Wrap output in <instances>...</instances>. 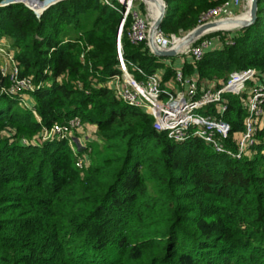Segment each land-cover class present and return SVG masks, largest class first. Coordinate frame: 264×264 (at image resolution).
Segmentation results:
<instances>
[{
  "label": "trees",
  "instance_id": "16d2710c",
  "mask_svg": "<svg viewBox=\"0 0 264 264\" xmlns=\"http://www.w3.org/2000/svg\"><path fill=\"white\" fill-rule=\"evenodd\" d=\"M7 1L0 39L12 41L19 76L35 90L0 96V264H264V128L240 160L198 139L178 144L107 86L119 73L117 12L100 0H68L38 18ZM224 1L166 0L162 30L184 36ZM127 28L124 59L157 72L168 59L132 45ZM215 36L222 48L185 64L186 73L217 88L234 72L264 73V0L255 24ZM9 86L0 73V89ZM224 98L235 137L247 118L244 99ZM76 117L97 129L80 150L90 159L83 168L69 140L41 138Z\"/></svg>",
  "mask_w": 264,
  "mask_h": 264
},
{
  "label": "built area",
  "instance_id": "2783aa9c",
  "mask_svg": "<svg viewBox=\"0 0 264 264\" xmlns=\"http://www.w3.org/2000/svg\"><path fill=\"white\" fill-rule=\"evenodd\" d=\"M46 1L48 6H55L68 0ZM100 1L121 16L117 36L119 73L111 76L107 83V86L114 91L120 100L130 107L149 113L155 120V130L166 133L169 139L178 144L198 139L215 153L227 155L237 160L246 156L258 144V134L264 128V73L254 69L234 72L230 74L225 84L217 88L216 82H211L209 86H206L200 83L198 75H188L183 69H178L174 77V84L177 89L169 92L163 88L160 74L156 72L146 74L138 65L127 62L123 53L122 37L126 27H128L127 38L132 45L138 46L146 43L149 47V34L153 23L152 15L154 14L153 4L155 3L148 0H138L139 5L135 4V0ZM165 2L166 0H162V4ZM232 3L239 6L241 0H225L223 4L202 13L198 27L222 22L228 18L240 17L223 16ZM140 5L145 7V11L139 8ZM156 7L158 8L157 5ZM36 14L38 18L42 16L41 13ZM222 32L235 31L216 30L209 32L187 47L181 56L188 57L194 62L202 61L205 54L215 48L217 42H222L220 37L210 36ZM186 35H167L161 28L156 35V44L160 50H171ZM233 44V41L226 43V45ZM0 56L6 59L10 67L8 70L7 66L0 61L1 76L7 77L10 81L9 87L0 89V96L18 97L23 96L25 92L34 91L33 79L19 76L14 52L10 49L7 51L2 42H0ZM132 71L137 72L140 78H137ZM250 82H253V85L248 86L247 84ZM226 94L243 98V106L247 111L244 129L235 137L232 134V125L224 121L222 117L229 110L228 102L224 98ZM210 106L216 107L217 112L221 115L220 118L196 113ZM84 127L88 126H84L81 119L76 117L66 125L55 124L50 130L45 129L41 138L44 142L56 138L69 139L70 142L74 140L77 144L81 138H78L79 136L73 138L72 135L75 136ZM231 140L233 142L230 144ZM86 144L87 142L81 144V149L86 148ZM81 149L75 147L74 153L78 155ZM84 154L88 155L87 152H84L78 158L77 166L79 168L89 166L86 165L88 160L83 159Z\"/></svg>",
  "mask_w": 264,
  "mask_h": 264
},
{
  "label": "water",
  "instance_id": "95a60500",
  "mask_svg": "<svg viewBox=\"0 0 264 264\" xmlns=\"http://www.w3.org/2000/svg\"><path fill=\"white\" fill-rule=\"evenodd\" d=\"M155 2L158 8L161 10L160 17L153 21L152 27L149 34V47L151 50V53L159 58H175L181 55V53L190 45L194 44L198 39L203 37L209 32H213L216 30H225V31H239L243 28H247L249 26H252L256 23L258 19V12H259V0H249V18L239 19L237 18H228L222 22H217L213 24H207L200 27H196L194 30L189 32L185 37L182 38L181 42L174 47L171 50H160L159 47L156 44V35L157 32L162 28V25L164 21L167 18L168 15V4L165 2V4L159 3L157 0H148ZM14 3H23L28 8L33 10L35 13H41L43 14L46 10H48L51 5H47L46 0H8L5 2L2 6H7ZM42 6L41 10H38V6ZM228 27V28H227ZM230 27V28H229Z\"/></svg>",
  "mask_w": 264,
  "mask_h": 264
},
{
  "label": "crops",
  "instance_id": "0c3cea01",
  "mask_svg": "<svg viewBox=\"0 0 264 264\" xmlns=\"http://www.w3.org/2000/svg\"><path fill=\"white\" fill-rule=\"evenodd\" d=\"M248 10H249V0H241V3L239 6H236L235 4L232 3L228 7V9L226 10V12L224 13L223 16L224 17L240 16L239 18H244V17H246ZM221 48H222V42H220V43L217 42V45L215 46V48L213 50H217V49H221ZM213 50H211V51H213ZM208 52H210V51H208ZM191 61L192 60L190 58L183 57L181 55L178 57H175V58H170L168 60L162 61L163 67L158 69L156 73L160 74V76L162 78L163 88H165L167 90L171 89L173 91H176L177 86H175V84H174V76L167 78L168 70H173V72H176V70H178V69H183V71L186 73L185 68H184L186 66L185 64L190 63ZM186 74L198 75L197 71H193L192 73H186ZM211 82H214V81H204L203 84L206 86H209V84ZM217 82L218 81H216V85H218Z\"/></svg>",
  "mask_w": 264,
  "mask_h": 264
},
{
  "label": "rangeland",
  "instance_id": "374dc122",
  "mask_svg": "<svg viewBox=\"0 0 264 264\" xmlns=\"http://www.w3.org/2000/svg\"><path fill=\"white\" fill-rule=\"evenodd\" d=\"M135 4L136 5H139V1L138 0H135ZM141 6V5H140ZM139 8H141L143 11H145V7L144 6H141V7H139ZM150 21H152V20H150ZM76 34L77 33H74V38L76 37ZM0 42H2L4 45H5V47H6V49H7V51H8V49H10L11 50V45H12V41L11 40H8V39H6V38H3V39H0ZM0 61H2V63H3V65L5 64L6 66H7V68H8V70L10 69V67H9V63H7V61H6V59H3L1 56H0ZM1 63V64H2ZM248 86H251V85H253V82H250V83H248L247 84ZM168 91L169 92H173V90H171V89H168ZM224 97H226L227 99H229V100H233V99H235V100H239V98H241L240 96H237V95H231V94H227V95H225ZM165 100H167V99H165ZM208 110V108H204V109H202V110H200V111H197L196 113L197 114H199V115H205V112ZM75 132H77V131H75ZM79 133H76L75 134V136L74 135H72V137L74 138V137H76V136H79L78 138H81V140L79 141L78 140V142L79 143H75L74 142V140H72L71 142L70 141H68L69 142V145H70V148L73 150V152H74V148L75 147H77L78 149H81V144H84L85 142H89V140H97L96 139V137H95V135H96V133H97V129L96 128H94V127H92V126H89V127H84L83 129H81L80 131H78ZM74 134V133H73ZM239 136H240V134H239ZM238 136V137H239ZM67 140H69V139H67ZM75 140H77V139H75ZM84 152H81L80 154H83ZM83 159L84 160H88V162L86 161V165H90V160H89V156L88 155H86V154H84L83 155ZM88 167V166H87Z\"/></svg>",
  "mask_w": 264,
  "mask_h": 264
},
{
  "label": "bare ground",
  "instance_id": "6f19581e",
  "mask_svg": "<svg viewBox=\"0 0 264 264\" xmlns=\"http://www.w3.org/2000/svg\"><path fill=\"white\" fill-rule=\"evenodd\" d=\"M158 2L159 3H162V0H158ZM153 3H155V2H153ZM156 4V3H155ZM155 4H153V6H154V14L152 15V20L153 21H156L159 17H160V15H161V10H160V8H157L156 7V5ZM42 7V6H41ZM249 11V10H248ZM249 18V14L247 13V15H246V17H244V18H239V19H244V20H246V19H248ZM228 28V27H227ZM230 28V27H229Z\"/></svg>",
  "mask_w": 264,
  "mask_h": 264
}]
</instances>
